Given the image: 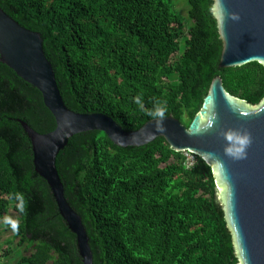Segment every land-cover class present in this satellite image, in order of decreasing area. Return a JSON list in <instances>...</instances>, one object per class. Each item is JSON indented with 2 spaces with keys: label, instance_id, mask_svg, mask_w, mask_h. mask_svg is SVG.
<instances>
[{
  "label": "trees",
  "instance_id": "16d2710c",
  "mask_svg": "<svg viewBox=\"0 0 264 264\" xmlns=\"http://www.w3.org/2000/svg\"><path fill=\"white\" fill-rule=\"evenodd\" d=\"M186 2L185 14L173 0H0V8L40 34L69 109L106 114L129 131L168 115L188 126L216 75L247 104L264 99L262 64L218 66L213 0ZM18 118L40 133L55 128L41 93L0 62V219L16 214L0 223V264H82ZM56 167L92 264L239 262L212 166L195 155L186 167L163 137L122 147L103 131L80 132Z\"/></svg>",
  "mask_w": 264,
  "mask_h": 264
},
{
  "label": "water",
  "instance_id": "95a60500",
  "mask_svg": "<svg viewBox=\"0 0 264 264\" xmlns=\"http://www.w3.org/2000/svg\"><path fill=\"white\" fill-rule=\"evenodd\" d=\"M222 40L220 68L257 61L264 66V0H213ZM38 32L20 25L0 8V62L35 87L55 120L40 133L18 118L28 136L35 172L48 184L58 212L76 237L82 264H92L81 216L71 207L56 157L74 134L103 131L115 145L141 146L163 137L176 152L190 151L212 166L215 202L223 206L239 258L237 264H264V99L251 106L229 94L216 75L200 110L188 126L172 115L152 118L136 130L123 129L103 113L69 109Z\"/></svg>",
  "mask_w": 264,
  "mask_h": 264
},
{
  "label": "rangeland",
  "instance_id": "374dc122",
  "mask_svg": "<svg viewBox=\"0 0 264 264\" xmlns=\"http://www.w3.org/2000/svg\"><path fill=\"white\" fill-rule=\"evenodd\" d=\"M175 2V6L183 13L185 14V12L188 10V6H187V2L186 0H173ZM16 218V214L11 210L9 213H7L5 215V217L0 219V223H8V222H13L15 221ZM6 228V227H5ZM9 234V232L7 230H5L4 235L5 237H7ZM7 248L6 245H2L0 246V262L3 260V254L5 253V249Z\"/></svg>",
  "mask_w": 264,
  "mask_h": 264
},
{
  "label": "built area",
  "instance_id": "2783aa9c",
  "mask_svg": "<svg viewBox=\"0 0 264 264\" xmlns=\"http://www.w3.org/2000/svg\"><path fill=\"white\" fill-rule=\"evenodd\" d=\"M182 153L186 167L192 166L195 163V154L187 150L182 151Z\"/></svg>",
  "mask_w": 264,
  "mask_h": 264
}]
</instances>
